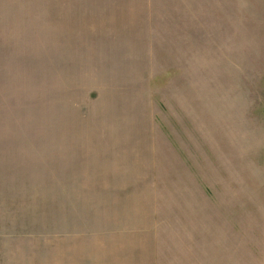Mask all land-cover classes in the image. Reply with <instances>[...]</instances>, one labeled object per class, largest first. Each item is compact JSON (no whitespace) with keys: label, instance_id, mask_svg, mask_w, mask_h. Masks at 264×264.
Wrapping results in <instances>:
<instances>
[{"label":"rangeland","instance_id":"obj_1","mask_svg":"<svg viewBox=\"0 0 264 264\" xmlns=\"http://www.w3.org/2000/svg\"><path fill=\"white\" fill-rule=\"evenodd\" d=\"M0 264H264V0H0Z\"/></svg>","mask_w":264,"mask_h":264}]
</instances>
